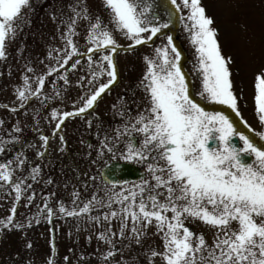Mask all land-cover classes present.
<instances>
[{
    "label": "rangeland",
    "instance_id": "rangeland-1",
    "mask_svg": "<svg viewBox=\"0 0 264 264\" xmlns=\"http://www.w3.org/2000/svg\"><path fill=\"white\" fill-rule=\"evenodd\" d=\"M163 2L171 15L175 12L173 10L178 11L179 27L176 35L183 47V69L191 73L192 68L202 67L206 76L212 72L216 75L224 73L229 93L224 101L214 102L221 107L226 104L230 118L216 107L213 110L204 107L197 112L174 107H178L181 102L174 94L168 96L160 81L175 69L176 57L170 53L167 45L177 41L176 35L161 34L166 26L173 30L172 24L155 29L161 35L155 38L152 49H141L136 57L134 53L126 52L130 46L138 43L141 36L146 41L149 37L145 31L139 32L140 35L132 32L131 36L127 32L130 24L142 21L134 11L135 4L131 0H0V45H6L0 57V193L16 188L31 190L38 185L29 177L38 169L36 164H30V158L25 160L28 165L23 173H15L19 168V162L14 160L18 153L15 144L20 142L22 134L32 136L39 131L51 134L60 121L65 122L61 137L51 144L50 153L56 155L55 160L68 159L71 170L79 168L80 171L92 173L99 172L106 163L116 158L112 152L115 139L118 138L120 152L123 151L128 142L127 130H133L143 138L139 140L141 144L149 142L143 130L145 124L158 125L159 122L167 138L174 137V134L179 138L181 133L180 145L170 146L166 141L168 145L164 146L168 147L167 154L155 160L152 158L148 166L144 165L150 167V185L162 187L160 197L166 201L174 200L170 197L174 196L177 187L188 180L194 170L202 171L205 177L218 175V172L210 173L212 167L209 166V156L200 151L197 154L195 143L190 144L191 132L198 141L203 139L209 128L218 130L222 139L238 132L241 143L243 141L247 147L250 143L246 136L242 139L243 124L248 131L244 130L246 133L257 139L264 138V0ZM125 4L129 5L128 8L124 7ZM158 4L159 0H149L145 10L149 8L150 12H159L162 9H159ZM68 10H71L69 22L73 24L72 28H69L65 19ZM94 27H98V30L93 31ZM16 45L17 50L23 47L20 56L30 52L25 49V45H36L34 54L38 63L33 65L36 74L44 72L47 66L41 64V60L39 62L41 52L54 64H51L53 69L64 63L57 73L64 72L59 77L60 85L54 88L58 91L54 97L31 100L39 85L36 81L35 87L26 88L32 87V90H23L27 97L22 100L21 81L25 83L24 80L29 79L32 72L29 67L17 63L14 55ZM91 50L92 53H89ZM71 63L75 68H84H78L77 72L72 68L67 70L68 67L64 69ZM112 63L117 66L116 69L111 67ZM26 64H31V61ZM51 76L57 77L55 74ZM214 77L211 76L212 79ZM65 84L67 90L63 91ZM87 95H90L89 103ZM100 95L103 107L98 100L97 108L83 117L86 106L92 105ZM205 96L207 98L204 101L207 103L210 94ZM41 102H45L44 107L36 112L35 107ZM170 107H174L175 111L172 108L168 110ZM164 110H168L166 114ZM33 138L28 148L31 155H35L43 143L37 136ZM145 148L146 145H140L141 155H137V163L144 157L142 149ZM172 148L177 150L172 151ZM182 149L183 153L180 154L178 151ZM189 152L191 155L186 157ZM179 155L183 158L181 166ZM78 157L81 158L79 162ZM253 157H256L253 164L244 173L242 168L230 166L234 172L228 181L235 191L242 190V186L264 185V154L253 152ZM183 161L189 163L187 167ZM14 175H19V179L14 178ZM215 197L216 202H231V207L239 208L241 204L240 210H231V214L224 218V225L226 240L242 241V237H238L242 235V199H222L216 194ZM7 213H11V210L7 209ZM260 217L257 212L256 218ZM216 218L217 224L223 221ZM194 221L201 223L199 218H194ZM8 227L16 226L13 224ZM169 239L170 236H167L165 264H242V245H238L237 251H232L226 257H176V254H169Z\"/></svg>",
    "mask_w": 264,
    "mask_h": 264
},
{
    "label": "flooded vegetation",
    "instance_id": "flooded-vegetation-1",
    "mask_svg": "<svg viewBox=\"0 0 264 264\" xmlns=\"http://www.w3.org/2000/svg\"><path fill=\"white\" fill-rule=\"evenodd\" d=\"M131 1L135 4L134 11L142 20L135 25L141 31L153 30L147 45L154 44L155 29L159 30L168 23L174 29L166 26L161 34H177L178 12L171 15L164 0H159V9H162L159 12H150L149 8L145 10L149 0ZM124 6L128 8L129 5ZM72 27L73 24H70L69 28ZM175 40L173 53L182 58L181 40L179 37ZM140 49L137 45L133 51ZM203 72L204 69L200 67L185 73L180 64L177 65L176 74L168 73L160 81L165 89L169 88L168 94H174L181 102L178 107L174 106L178 110L187 108L188 112H197L204 107L211 110L216 107L230 118L227 105L221 107L214 102L224 101L229 93L223 74L206 76ZM211 76L215 77L212 79ZM206 94H210L207 103L204 101ZM174 107L171 108L175 111ZM163 112L166 114L167 111ZM156 125L151 123L143 127L149 137L147 144H141L139 140L143 138L133 130H125L128 142L120 152L118 138L115 139L112 152L116 158L112 161L137 165L144 173L139 181L113 186L103 181L102 169L97 174L80 171L79 168L71 170L68 159H62L51 161L49 169L34 171L33 175H29L38 184L31 190L16 188L13 192L1 193L0 264H165L167 236H170L169 254L173 253L172 256L226 257L232 251L235 253L238 245H242V264H264V185L242 186V190L235 191L228 181L234 172L231 165L242 168L244 173L256 158L253 152L264 154V138L252 137L245 132L247 130L243 124L242 139L246 136L250 143L247 147L243 141L241 143L238 132L222 139L218 130L209 128L200 141L191 132L190 144L195 143L197 154L200 151L209 156L210 173L218 172V175L205 177L202 171L194 170L170 197L174 200L166 201L160 197L162 187L150 185V167L147 166L152 158L155 160L167 154L166 141L170 146L180 145L181 133L179 138L176 134L167 138L159 122ZM180 126H183L182 122ZM232 135L238 138L240 149L237 153L228 143V137ZM211 138L216 139L217 146L203 148L202 142ZM140 145H146V148L142 149L144 157L137 163V155H141ZM178 152L183 153V149ZM238 154L251 157L248 166L237 164ZM189 155L190 152L185 156ZM179 156L181 166L183 158ZM80 159L78 157L77 162ZM183 164L187 167L189 163L183 161ZM18 176L15 177L19 179ZM215 194L222 199H242V235H238L242 241L226 240L224 225V218L231 214V210H240L241 204L239 208L232 206V209L231 202H216ZM8 208L14 214L7 213ZM257 212L260 218H256ZM194 218H199L201 223L197 224ZM215 218L223 221L217 224ZM13 224L16 226L14 231L8 230L7 226ZM131 230H134L132 234Z\"/></svg>",
    "mask_w": 264,
    "mask_h": 264
},
{
    "label": "water",
    "instance_id": "water-1",
    "mask_svg": "<svg viewBox=\"0 0 264 264\" xmlns=\"http://www.w3.org/2000/svg\"><path fill=\"white\" fill-rule=\"evenodd\" d=\"M234 137H231L229 140V143L232 146V149L234 151L238 150V146L236 145V142L233 140ZM216 146V141L214 140H208L203 143V147L211 149ZM250 157L246 156L243 157L242 155L237 157V161L246 166L250 162ZM143 177V174L132 164L128 163H111L107 165L103 172H102V178L107 181L110 184L113 185H120L132 181L139 180Z\"/></svg>",
    "mask_w": 264,
    "mask_h": 264
}]
</instances>
